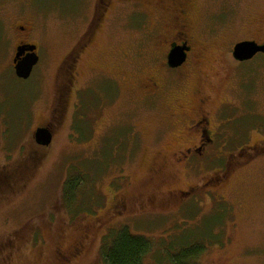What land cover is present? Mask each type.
I'll return each instance as SVG.
<instances>
[{
  "label": "rangeland",
  "instance_id": "obj_1",
  "mask_svg": "<svg viewBox=\"0 0 264 264\" xmlns=\"http://www.w3.org/2000/svg\"><path fill=\"white\" fill-rule=\"evenodd\" d=\"M191 1L202 57L182 87L159 71L158 38L169 18L134 0H112L55 120L58 69L84 41L97 0H0V168L27 166L31 152L40 154L9 180L11 194L0 192V264H105L114 223L150 242L142 264H167L166 251L195 247L205 251L186 264H264V55L240 64L231 55L240 40L264 43V0ZM20 40L38 46L26 80L12 65ZM158 72L162 92L152 95L146 89ZM198 90L211 97L217 117L220 111L218 144L235 153L212 155L188 172L171 166L170 154L179 145V107L194 110ZM40 127L52 131L47 147L34 142ZM202 179L203 191L175 192ZM122 197L127 209L112 223L107 204Z\"/></svg>",
  "mask_w": 264,
  "mask_h": 264
},
{
  "label": "flooded vegetation",
  "instance_id": "obj_2",
  "mask_svg": "<svg viewBox=\"0 0 264 264\" xmlns=\"http://www.w3.org/2000/svg\"><path fill=\"white\" fill-rule=\"evenodd\" d=\"M134 1L139 5V8L157 9L158 10L157 12L159 13L161 20H163L166 17L169 18V24L166 23L164 24L165 26L164 33L166 35L158 38V46L163 45L161 51L162 64L159 66V71L164 73L165 78L168 76H173L174 80L169 79V81L175 83L179 87H182L183 83L187 81L188 78L187 72H189V67L196 66L202 57L201 54L199 53L200 51L196 52L197 51L195 44L196 40L193 38L190 30L191 20H192L191 12L193 10L191 5L192 1L191 0H134ZM128 2H131V0H128ZM111 3L112 0H109L108 4H105L104 6L103 0H97L95 4L94 18L90 25V29L88 30V33L84 38V41L81 40V43H79L76 46L77 47L75 49L76 51L74 50L75 52V57L73 61L74 66L80 57V53H82V51L86 48V46H88L89 43L91 42V38H92V34L94 33V30L96 32L97 31L96 29L99 28V25L101 24V21L103 19L102 18L103 14L109 11L111 7ZM98 6L100 7V9L98 8ZM20 30L22 33L25 32L24 27H20ZM242 41H252L258 45H264V43L258 42L254 39L240 40L236 43ZM22 45H35L36 46L35 52L36 54H38L37 44L33 42H28L26 40H20L15 47V51L17 47ZM172 48H179L182 50L181 53L184 54L183 56L184 61L180 66L175 68H170L167 65V56ZM258 55H264V53H257L252 59L247 61L241 62L235 60V62L239 64L250 62ZM64 62L60 65L58 71L64 66ZM164 77L161 78L158 72V75L157 76L155 75V77H153L150 80L151 84H148L151 85L150 89H146L147 87L145 86L146 91L148 90L152 91V95L156 94L157 92L158 94H160V92H162L161 91L162 85L161 84L159 85V83L160 81L163 82ZM196 95H197V100L194 110L179 107L180 109L179 118L182 119H180V123H178L180 130H178V132L175 135V140L177 139L176 143H179V145L173 146L171 148V154H170L171 166L175 168H184L188 172H196L201 170L203 167H205L204 161L208 157H211L212 155L213 157H219L220 155L223 154L232 155L235 153V150L227 151L224 145L218 144L217 137L219 136V133H218V127H216V124H214V118L216 119L219 117L220 111L218 117H217L216 108H213V111H211V107H210L211 97L205 95L203 90H198ZM212 114H213L212 116L213 118H211ZM173 115L175 116V114ZM178 125H176L174 129ZM239 151L240 149L237 150L236 152ZM239 155L246 156L244 154V151H240ZM229 165L230 163L228 164V166ZM161 169L162 167H160V169L158 167L154 170V172L151 174L152 179H154L159 175V171H161ZM227 171L228 168L226 167V174ZM226 174L225 176L216 175L215 177H212L210 179L207 178L206 179L207 182H205L204 186H208V184L212 185L215 183L220 184L223 181V179L226 178ZM173 177H176L174 173L173 176H171V178L175 179ZM194 190L203 191V179L201 183L197 185H193L190 189L176 190L175 192L176 193L179 192L180 193L179 196L180 195L187 196ZM122 209L125 210L127 209V202L124 200V198L122 197L119 200L117 199L116 201L115 198L114 199L112 198L107 204V211L104 212V215H107V217L113 223L114 220L115 221L120 220ZM98 224L101 225L104 223L100 222ZM114 225L115 223L112 225L113 228L111 230L109 229V231H113L114 234L122 233V231H125L129 235H131L130 232L128 231V227H119V229L114 230L115 228ZM81 252L82 250L76 249V253L74 256L75 257L81 256L80 255Z\"/></svg>",
  "mask_w": 264,
  "mask_h": 264
},
{
  "label": "trees",
  "instance_id": "obj_3",
  "mask_svg": "<svg viewBox=\"0 0 264 264\" xmlns=\"http://www.w3.org/2000/svg\"><path fill=\"white\" fill-rule=\"evenodd\" d=\"M108 2L109 0H103L104 6L105 4H108ZM98 8L100 9L99 6ZM74 57L75 52H73L68 59L65 60L64 66L57 73L56 94L52 111L54 117L53 119L55 120H61L63 118V114L65 113L68 94L72 87L71 77L74 70ZM39 156L40 154L36 150L31 152L29 158L27 157L28 160H25L28 164L27 166H23L25 163H22L21 165H15L20 167H15L14 165L1 167L0 192L2 194L5 192L11 194L12 192L10 191L13 189L11 187L13 183L9 184V180L16 181L18 171L20 172L28 166V171L32 169L37 164V157ZM25 178L24 179L27 180L28 176H25ZM150 248L151 244L147 239L143 237L131 236L127 232L122 231V233H117L113 236L112 244L104 254V261L105 264H142L143 257L148 254ZM192 251H194V254ZM203 251H205L204 248L200 249L199 247L192 248L190 251L191 253H189L188 250L181 254L178 251H166V258L164 260H167V264H186L188 261H192V258H195V256H198L200 253L202 254Z\"/></svg>",
  "mask_w": 264,
  "mask_h": 264
},
{
  "label": "water",
  "instance_id": "obj_4",
  "mask_svg": "<svg viewBox=\"0 0 264 264\" xmlns=\"http://www.w3.org/2000/svg\"><path fill=\"white\" fill-rule=\"evenodd\" d=\"M35 45H22L16 48L12 59L14 75L18 79L26 80L30 77L33 68L38 62ZM181 49L172 48L167 56V65L170 68L178 67L184 61ZM257 53H264V45H258L252 41L236 43L232 48V58L236 61H247ZM33 139L36 145L47 147L52 141V131L49 127H40L34 131Z\"/></svg>",
  "mask_w": 264,
  "mask_h": 264
}]
</instances>
